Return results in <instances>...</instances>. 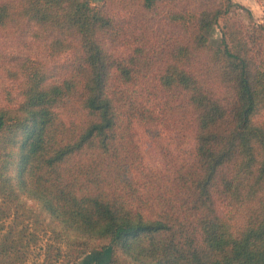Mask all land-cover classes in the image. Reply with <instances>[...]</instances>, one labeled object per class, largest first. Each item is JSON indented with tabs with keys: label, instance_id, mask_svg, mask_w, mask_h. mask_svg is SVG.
I'll list each match as a JSON object with an SVG mask.
<instances>
[{
	"label": "trees",
	"instance_id": "1",
	"mask_svg": "<svg viewBox=\"0 0 264 264\" xmlns=\"http://www.w3.org/2000/svg\"><path fill=\"white\" fill-rule=\"evenodd\" d=\"M3 37L0 264L41 240V264H264V18L234 0H0ZM160 125L193 143L152 169L137 128Z\"/></svg>",
	"mask_w": 264,
	"mask_h": 264
},
{
	"label": "rangeland",
	"instance_id": "2",
	"mask_svg": "<svg viewBox=\"0 0 264 264\" xmlns=\"http://www.w3.org/2000/svg\"><path fill=\"white\" fill-rule=\"evenodd\" d=\"M237 3H241L246 7L250 8L254 17L257 20L264 18V0H234ZM244 21H247L246 14H242ZM222 25V21L220 22L219 26L214 27V35L216 37H220L221 31L220 27ZM1 41H6L5 38H0ZM28 52L30 55H35L34 57L44 59L45 61H52L53 58L62 59L64 55L59 56H51L48 55L45 48L37 43H34L32 49H29ZM12 93L15 95V87L9 80L2 81L0 78V103L7 104L8 99L12 97L8 93ZM16 98V95L13 99ZM148 129L147 127L139 126L137 128V135H138V142L141 148V152L143 154L144 162L146 166L152 169H161L163 167V148H169L173 151H176V144H182L183 148H190L193 139L191 132L182 133L178 137L175 136L176 131L168 130L162 125L158 127L160 129L159 133L160 136L156 137L153 133V128ZM168 146V147H167ZM39 246H33L31 248V252L25 264H41L44 259L43 254V246L45 244L44 240L39 242ZM106 255L97 258H94L93 255L89 256L83 264H95V260H100V263H104L106 261Z\"/></svg>",
	"mask_w": 264,
	"mask_h": 264
}]
</instances>
